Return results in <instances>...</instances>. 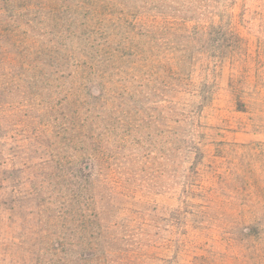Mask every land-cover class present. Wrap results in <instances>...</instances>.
<instances>
[{
	"label": "rangeland",
	"instance_id": "374dc122",
	"mask_svg": "<svg viewBox=\"0 0 264 264\" xmlns=\"http://www.w3.org/2000/svg\"><path fill=\"white\" fill-rule=\"evenodd\" d=\"M0 8V29L17 35L5 41L26 48L13 57L140 65L89 94L80 78L26 75V190L37 192L26 198V252L182 264L173 257L184 208L206 222L201 241L215 264H264V14L233 28L216 0ZM182 62L195 72L182 75ZM44 202L60 212L41 213ZM48 220L61 244L41 238Z\"/></svg>",
	"mask_w": 264,
	"mask_h": 264
},
{
	"label": "trees",
	"instance_id": "16d2710c",
	"mask_svg": "<svg viewBox=\"0 0 264 264\" xmlns=\"http://www.w3.org/2000/svg\"><path fill=\"white\" fill-rule=\"evenodd\" d=\"M18 1L0 0V5H13ZM162 1L168 4L179 3L180 0ZM216 1L221 13L220 19L223 14H227L233 28L242 26L241 23L249 24L251 19L248 16L251 14H264V0ZM4 32L10 33V37L12 34L17 37L11 30L0 29V264H145L144 259L148 258L144 256L146 254L122 256L114 252H64L56 249L26 252V198L33 202L37 194L35 189L26 190V75L35 76L41 73L48 76L58 75L60 78H80L86 84L84 85L87 86L89 94L101 90L99 84L92 85L96 81L115 77L123 72H137L140 65L124 71V63L110 60L37 61L13 57L11 55L24 53L26 48L20 43L5 41ZM219 59L222 62L224 58ZM150 65L147 63V66ZM192 67L193 64L182 62V75L193 74L195 70ZM189 152L195 153L190 150ZM59 165L61 166L60 163ZM51 205L52 208L44 202L41 206L38 205L39 211L43 213L51 209L55 213L60 212L61 207L54 206L53 203ZM182 206L185 209L197 208L196 203L189 202H182ZM182 210V226L177 224L182 228V242L180 239L175 242L177 250L173 258L176 262L182 259V264H215L214 254L204 249L207 242L201 241L204 237L200 232L206 222L201 220V214L196 210ZM40 225L41 238L47 241L46 245H51L54 239L48 235L53 233L51 231L57 224L48 220ZM54 243L61 244L58 240ZM170 258L154 259L167 264L173 262Z\"/></svg>",
	"mask_w": 264,
	"mask_h": 264
},
{
	"label": "water",
	"instance_id": "95a60500",
	"mask_svg": "<svg viewBox=\"0 0 264 264\" xmlns=\"http://www.w3.org/2000/svg\"><path fill=\"white\" fill-rule=\"evenodd\" d=\"M90 168V166H86V169H89Z\"/></svg>",
	"mask_w": 264,
	"mask_h": 264
}]
</instances>
